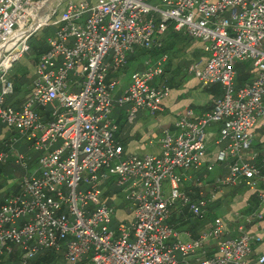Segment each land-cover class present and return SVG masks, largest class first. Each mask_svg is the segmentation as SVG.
Segmentation results:
<instances>
[{"label": "built area", "instance_id": "obj_1", "mask_svg": "<svg viewBox=\"0 0 264 264\" xmlns=\"http://www.w3.org/2000/svg\"><path fill=\"white\" fill-rule=\"evenodd\" d=\"M46 1L0 0V121L13 131L0 162L14 156L28 168L31 156L15 149L21 139L38 152L36 168L0 203V255L17 249L21 264L46 249L62 251L64 264H264V250L249 259L262 236L245 228L263 216L259 211L240 217L235 237L225 236L221 216L186 241L169 223L177 200L194 218L203 217L212 201L213 195L185 192L178 170L201 169L213 123H221L216 143L227 141L213 160H229L216 183L255 189L264 182L260 165L245 158L254 126L264 125V0H52L49 17L36 25ZM170 24L202 41L206 57L192 61L188 71L203 86L220 84L223 93L201 116L189 108L179 112L173 127L162 130L158 153H125L115 137L113 108H124L132 123L139 111H161L170 87L157 82L166 74L164 54L146 58L117 92L121 70L137 49L160 48ZM43 26L56 28L36 61L26 100L15 108L6 101L13 92L7 73ZM244 60L256 76L236 88L235 62ZM109 178L132 212L116 225L115 207L104 196ZM257 196L264 205V187ZM209 242L216 246L212 254Z\"/></svg>", "mask_w": 264, "mask_h": 264}, {"label": "crops", "instance_id": "obj_2", "mask_svg": "<svg viewBox=\"0 0 264 264\" xmlns=\"http://www.w3.org/2000/svg\"><path fill=\"white\" fill-rule=\"evenodd\" d=\"M169 29L161 36L162 45L158 49L145 50L137 49L134 53L136 59L127 67L121 70L120 83L118 91L128 83L129 76L132 70L140 69L143 66V61L146 58L154 59L160 55L167 57L164 69L166 74L162 78H158L157 82L164 80L170 87V94L163 99V109L156 114H149L145 111H139L135 120L132 123L126 121L124 108L114 107L112 110V118L118 125V130L115 133L116 139L124 147L125 153H158L160 137L162 130L167 127H173L179 112L189 108L193 111L194 116H201L203 113L212 108L213 102L219 98L223 90L221 85L213 83L208 86H203L200 82L188 71V66L192 61H202L206 57V53L202 47V41L197 38L187 37L181 32ZM144 50V51H143ZM139 51L144 54L138 55ZM35 66V65H34ZM235 87H240L250 83L256 76V69L250 61L235 62ZM12 81V80H11ZM13 82V81H12ZM169 82L171 85H169ZM29 88H24L22 85L15 89L13 82V92L7 96V102L11 103L15 108H20L27 98ZM0 141L4 146V141L8 140L13 134L12 130L7 129L5 124L0 121ZM221 123H213L207 128L206 134V150L207 157L199 171L178 170L182 174V188L192 197H211L212 201L207 207V212L203 217L185 218L181 216L178 205L172 210L170 221L175 230L178 232V239L190 240L197 238L202 232L209 229L216 216H221L226 221V237H235L237 235V225L241 221L240 217L259 211L263 214L261 218H253L249 223H245V228L254 234L262 236L261 242L255 244L254 250L250 255V260H254L257 255L264 250V205L259 204L257 190L264 187L263 180H258L255 189L247 186H224L217 184V179L227 173V162H214L213 153L218 148H224L227 141L216 143L219 137ZM253 142L251 147L246 150V160L260 165L261 173L264 174V163L261 162L262 154L264 153V125L258 122L253 130ZM16 151L30 155L29 142L25 139L15 143ZM252 153H257L253 157ZM14 155V154H13ZM214 162L212 169L208 170L209 162ZM9 164H17L15 157L11 156L8 160ZM32 162V161H31ZM210 178V179H209ZM13 180V179H12ZM12 182L9 187L14 185ZM119 188V187H117ZM122 189L118 191L110 190L104 195L106 199L116 206H122L124 216L122 219H130L132 212L128 207L127 202L123 199ZM188 220V221H187ZM216 250L214 243L209 242L208 252L212 254ZM8 255V254H3ZM3 255H0L3 256ZM79 264H84L80 262Z\"/></svg>", "mask_w": 264, "mask_h": 264}, {"label": "rangeland", "instance_id": "obj_3", "mask_svg": "<svg viewBox=\"0 0 264 264\" xmlns=\"http://www.w3.org/2000/svg\"><path fill=\"white\" fill-rule=\"evenodd\" d=\"M151 2L152 3H158V0H151ZM161 7H163V6H161ZM55 28H56L55 26H43L42 28H40L36 32H34L33 35L30 37L29 42H28L30 50L28 52H26L19 61L15 62L12 65L11 69L8 71L7 77L12 81H14V80L18 81L17 83L22 85L23 89L29 88L30 83H31V79H32V74L34 72V65L36 64L35 59L37 58V54L41 50V48L46 45L47 38L54 33ZM170 92H171V90H170ZM170 92H169V94H170ZM116 107H118V106H116ZM46 109L50 110V107L48 106ZM38 111L43 112L44 109L38 108ZM29 156H31L32 162H29L28 168H24L18 164L13 165L11 163L8 164L6 167H2V168H4V170H3V173L0 174V184H3V187L0 188V200L3 199L4 195L6 194V192L4 193L3 191H5L7 188H8L7 189L8 194L16 191L18 189L19 180L24 175H30L31 172L33 171V169L36 168V162L35 161L37 159L38 152L31 150ZM7 175H9V176H7ZM12 182H15V186L9 187L10 184H12ZM105 185L109 186L110 190H113L116 192L118 191V189H120V188H117V186H116L117 184H116L114 178H109L105 182ZM162 185H163L164 193L166 195H168L169 186H168L167 180L162 181ZM79 189H80V187H79ZM83 190L85 191L86 189H83ZM179 204H180V201L177 200L176 203L174 204L173 208H175L176 205L179 206ZM123 205L122 206H116L115 205V214L113 215L112 225H116L119 221L118 218H121L124 216V213L122 212L123 211L122 208L124 207ZM180 213L183 216H185V218H189V217L194 218L191 215V213L189 212L187 207H182V209L180 210ZM169 223L172 224L171 221H169ZM177 256H178V258H180L179 253L177 254ZM84 264H91V263L84 262Z\"/></svg>", "mask_w": 264, "mask_h": 264}, {"label": "trees", "instance_id": "obj_4", "mask_svg": "<svg viewBox=\"0 0 264 264\" xmlns=\"http://www.w3.org/2000/svg\"><path fill=\"white\" fill-rule=\"evenodd\" d=\"M168 29L170 31L174 32L171 24L169 25ZM45 50H46V45L44 47H42L41 50L38 52L37 58L35 59V62L37 61L39 55ZM143 51H139L138 55L144 54ZM135 56L136 55H134V54H131L129 56V58H128V62L129 63L127 64V66L125 68H127L132 63V61L134 59H136ZM13 82H14V85H15V89H18L20 87V84L17 83L18 81L14 80ZM169 85H171L170 82H169ZM0 129H1V127H0ZM4 148L5 147L2 146V141H0V150H2ZM8 164H9L8 161L6 163L0 162V174H2L3 170H4V168H2V167H6ZM7 176H9V175H7ZM12 186H15V183ZM2 187H3V184H0V188H2ZM7 189L5 191H3L4 193L6 192V194L4 195L3 199L6 196L12 194V193L8 194V190ZM16 191H14L13 193H15ZM3 199H1V200H3ZM1 200H0V202H1ZM181 216L183 217L182 214H181ZM189 218H188V220H189ZM191 219L197 220L195 218H191ZM0 264H21L20 261H19V251L17 249H14L12 251V253L8 254L7 256L6 255L1 256L0 257ZM27 264H64V259H63V256H62V251H55L53 249H46V250H42V251L38 252L32 259H30L28 261Z\"/></svg>", "mask_w": 264, "mask_h": 264}, {"label": "bare ground", "instance_id": "obj_5", "mask_svg": "<svg viewBox=\"0 0 264 264\" xmlns=\"http://www.w3.org/2000/svg\"><path fill=\"white\" fill-rule=\"evenodd\" d=\"M47 7H45V9L43 10V12L41 13V15L40 16H38V18L35 20V22H36V25L38 24V23H40V22H45L46 20H47V18L49 17V15H50V13H51V11H52V9L54 8V3L53 4H51L50 6H49V4L48 5H46ZM34 26V25H33ZM1 52H0V57H1ZM7 61L5 60L4 61V63H6Z\"/></svg>", "mask_w": 264, "mask_h": 264}, {"label": "water", "instance_id": "obj_6", "mask_svg": "<svg viewBox=\"0 0 264 264\" xmlns=\"http://www.w3.org/2000/svg\"><path fill=\"white\" fill-rule=\"evenodd\" d=\"M51 1H52V0H47V1H46V4H47V5L50 4ZM46 7H47V6H46Z\"/></svg>", "mask_w": 264, "mask_h": 264}]
</instances>
